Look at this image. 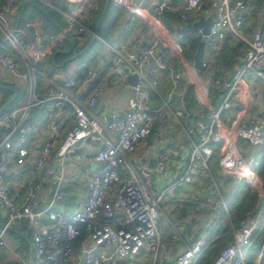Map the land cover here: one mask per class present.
<instances>
[{"label": "built area", "instance_id": "1", "mask_svg": "<svg viewBox=\"0 0 264 264\" xmlns=\"http://www.w3.org/2000/svg\"><path fill=\"white\" fill-rule=\"evenodd\" d=\"M30 1L0 5V65L25 90L0 113V247L26 221L29 264H202L227 233L204 264H246L252 246V264H264V8L259 14L255 0H107L126 15L109 41L89 25L100 0H39L66 22L54 36L38 16H21ZM207 18L206 33L176 32ZM67 33L103 47L95 61L66 64L58 82L43 65ZM233 41L236 64L220 76L210 58ZM249 74L262 82L261 105L229 122L224 114ZM108 92L125 93L123 108L97 111ZM239 182L255 199L235 217L229 202ZM73 194L71 211L56 207ZM186 204L181 215L161 214Z\"/></svg>", "mask_w": 264, "mask_h": 264}, {"label": "trees", "instance_id": "2", "mask_svg": "<svg viewBox=\"0 0 264 264\" xmlns=\"http://www.w3.org/2000/svg\"><path fill=\"white\" fill-rule=\"evenodd\" d=\"M2 2H3V0H0V5L2 4ZM105 3H106V6H105L104 12L102 14L103 7H104ZM115 9H116V7H115ZM33 14H37L40 17H42V19H43L42 28L46 34H48L50 36H54L56 33H58V31L61 27H59L58 25L51 22L50 18L47 16L46 12L42 8H40L38 6V2H35L34 0L26 3L23 6V9L21 11V16L33 15ZM112 15H113V5L111 4V2L106 1V0L102 1L100 6L98 7V9L95 11L94 15L92 16L90 27L92 29H95V31L98 35L105 37L108 34L110 28H113V26L117 23V20H118L120 14L118 13L117 15H113V16ZM68 35L71 36V38H72L71 40H70ZM95 40L96 39L94 38L91 42L84 43L82 46L77 47L78 39L75 36H73L72 34L67 33L64 36V38H62L60 41H57L55 43L54 47L52 48L51 55L53 56V59L51 62V59H50L51 57L49 58V60H48L49 65L52 68H56L57 67L56 65H58V67H59V64H61L62 67L65 66L67 64V62L70 60V57L72 56L73 52L76 51V52H79L78 54H80L84 50H87L95 42ZM97 43L100 46H102V43L99 40ZM226 43H229V42H226ZM230 43L233 45L230 46L229 48H227V50L237 49L238 51H240L241 45L239 43L234 42V41L230 42ZM227 45L228 44H226L225 47L222 49V52L226 51L225 49H226ZM235 62H236V60H234V59L229 60L228 66L233 68V64H235ZM52 63H54V65H52ZM24 92H25V90L21 85H16V84L8 83L5 81H0V113L8 111V110L18 106L19 101H22V99H23ZM263 175H264V173H263ZM251 195L255 199L254 194L251 193ZM229 204H230V209L232 211V209H233V207H235V205H233V202L231 203V199H230ZM243 212L244 211H242L240 215H242ZM20 225L21 226L18 227V229H17L18 233H14L12 231V229L8 230L7 233H9V236L12 237V240L16 241L17 245L15 246V249L26 252L28 250V247H29L28 241H29V236H30V229H29L26 221L21 222ZM216 243H217V241L214 242V244H212L210 246L211 249L209 252L207 250L204 253V255L202 257V264H204V262H207L215 254L212 252L214 251V247H215L214 245ZM217 249H218V247H217ZM217 249H216V251H217Z\"/></svg>", "mask_w": 264, "mask_h": 264}, {"label": "crops", "instance_id": "3", "mask_svg": "<svg viewBox=\"0 0 264 264\" xmlns=\"http://www.w3.org/2000/svg\"><path fill=\"white\" fill-rule=\"evenodd\" d=\"M34 1L35 2L38 1V2H40L42 4H44L43 2H41L39 0H34ZM102 1H104V0H100V2L98 4V7L100 6ZM55 2L58 3V4L62 3L61 0H56ZM111 4L113 5V15H117L118 13L120 15H119V18L117 20V23L113 26V28H110L108 34L105 37L101 36V37H104L106 39L109 38L110 39L109 41H113V37L116 34L119 33V30H120V26L119 25H120V23L126 19V15L124 14V12L118 6H116L113 2H111ZM44 5H46V4H44ZM105 6H106V3L104 5V7H103V10H104ZM98 7H97V9H98ZM115 7H116V9H115ZM95 11L91 14V16L89 18V25L91 24L92 16L94 15ZM102 14H103V11H102ZM31 16H38L40 19H42V17H40L37 14H33ZM42 22H43V19H42ZM41 26H42V23H41ZM30 35H31V32H30ZM85 43H87V42H85ZM80 46L81 45H80V43L78 41L77 42V47H80ZM49 58L53 59V56H51V52H48V54H47V56L45 57V60H44V65H43L44 74L51 75V76L57 78L58 82H62L63 75H64V72H65V70H64L65 66L62 67L61 64H59V67H58V65H56L57 66L56 68H52L49 65V63H48L49 62L48 61ZM235 64H236V62H235ZM235 64H234V66H235ZM234 66H233V68H234ZM233 68L231 69V71L233 70ZM0 81H5V82H8V83L12 82V80H11L10 76L8 75L6 69L2 65H0ZM12 84H14V83H12ZM261 84H262V82L259 79L253 78L251 74H249L246 78L242 79V85L244 87V93L241 96H236L235 97V107L224 114V117L229 122L236 123L240 118L246 116L247 114H249L252 111H255L257 109V107L261 105L260 104V101H261ZM42 85L43 84L41 83V80H40L39 81V89L40 90L42 89ZM254 86L257 87V91L255 92V94H254V92L252 93V88ZM124 101H125V93H124V95H119V93L108 92L104 96V105L100 104L97 107L96 110L99 111V110H102L104 108H110V107L123 108ZM39 111H40L41 114L40 115H36ZM35 112H36V114H35V117L33 119L32 116H33V114ZM42 112H43L42 110L32 111V113H31L32 119L33 120H39L41 118ZM137 153L142 157L141 161L144 164V143H143V145L141 147L138 148ZM260 171H261L262 174L264 173V161H263V164H262V167H261ZM231 183H232V180H229V184H231ZM229 184H227V185L230 186ZM178 192H179V189H176L175 190L176 195L178 194ZM188 209H189V205L188 204L183 205L181 208H179L177 210H175L174 208L170 210L168 205H165L162 208V210H161V214L162 213H170V214H175V215H181L182 213H184ZM1 221H2V218L0 216V223H1ZM20 226H21L20 224L19 225H14L12 227V231L14 233H18L17 229ZM7 232L5 234V240L8 239V237H10L9 233H7ZM9 241L11 242V245H12L11 248H9L8 245H7V248H1L0 247V264H29V262L31 261V259H30L31 256L30 255L28 257V259H29L28 261H26V260H24V259H22L20 257L19 258L20 261L17 262L15 257L13 258V257L10 256V254H8V253L4 254V252H2L3 250L6 251V250H9V249H12L14 251V253H15V256L16 257L18 256L17 252H15V250H14L15 246L17 245L16 241L12 240V241H14L15 245L12 243L11 240H9Z\"/></svg>", "mask_w": 264, "mask_h": 264}, {"label": "rangeland", "instance_id": "4", "mask_svg": "<svg viewBox=\"0 0 264 264\" xmlns=\"http://www.w3.org/2000/svg\"><path fill=\"white\" fill-rule=\"evenodd\" d=\"M38 2V1H37ZM255 3L258 5L257 8V12L259 14H261V12L263 11L264 8V0H255ZM38 6L40 8H42L47 16L50 18L51 22H53L54 24L58 25L59 27H64L66 25V22L63 18V15L56 9H54L53 7L44 5L40 2H38ZM162 22L165 24V27L167 28V30H169L170 34H171V18L168 14H165L164 16L161 17ZM255 21L252 22V24H254ZM71 34V33H69ZM70 40L72 39L70 35H68ZM108 40H110L108 38ZM98 39L95 40V42L87 49L84 50L83 52H81L80 54H78L79 52H73L72 56L70 57V60L67 62V64H72V63H78V64H87L90 61L92 62L93 60L95 61L97 52L102 49L103 45L100 46L98 43ZM228 44L226 46V51L222 52V49L225 47V45ZM233 44L229 43H224L222 45H220V48L218 49V54L214 55L213 57H211L210 59H212V64L214 63L215 66L217 68H219L220 72H218V74L221 76L222 74H228L231 71V67L228 66V61L231 59L236 60V57L239 53V51L237 49H229L227 50V48H229L230 46H232ZM52 56V55H51ZM67 65V66H68ZM66 66V67H67ZM234 66V64H233ZM64 67V70L66 71L67 68ZM118 91L119 92H123L124 90L122 89L123 87L121 85H118ZM25 94V92H24ZM36 112L33 114V119L35 117ZM40 111L36 114V115H40ZM61 138L59 139L60 142ZM58 142V143H59ZM58 143L53 147L51 155L54 153V150L57 148ZM215 166V164H214ZM260 171V168H259ZM227 181H229V179H227ZM231 203L233 202V205H235V207H233L232 211H233V215L235 217H239V215L241 214L242 211H244L245 209L248 208V206H250L253 202H254V197L251 195V193L245 188L244 184L242 182H239L237 187L235 188L234 192L231 195ZM77 198H79V196L77 194H73V195H68L66 196L62 202H58L56 204L57 208L63 209L64 211H71L73 209V207L75 206V202L77 201ZM215 232H218V230H216ZM214 232V233H215ZM26 233V232H25ZM213 233V234H214ZM229 234H224L221 235L218 238V242L214 245V251L212 253H216V249L217 247H219L222 243V240L224 239V237H228ZM9 240L12 241L11 237H8ZM6 239V243L9 246V248L12 247L11 242ZM221 239V240H220ZM12 243L15 245L14 241H12ZM211 248L208 249V252L210 251ZM15 252H17L18 256H15V253L12 249L9 250H3L2 252H4V254L8 253L10 254L11 257H15L16 261L19 262V258L21 257L22 259L28 261V257L30 255V251L29 248L26 252L20 251L15 249ZM256 251L255 248L252 246L246 256L245 262L246 264H252L253 261V257L255 255Z\"/></svg>", "mask_w": 264, "mask_h": 264}, {"label": "water", "instance_id": "5", "mask_svg": "<svg viewBox=\"0 0 264 264\" xmlns=\"http://www.w3.org/2000/svg\"><path fill=\"white\" fill-rule=\"evenodd\" d=\"M172 1H174V0H172ZM103 12H104V10H103ZM209 23H210V18H207L206 20L199 19L195 22L188 23L182 27L177 28L176 32L182 33L185 31L193 30V29L198 27V28H201L202 32L206 33L208 31ZM202 51H203V41H199L197 44L196 50L193 54V63H194V66L196 68L199 67L200 60L202 58ZM127 80L133 84L135 82V75H129L127 77ZM233 185H234V183L232 184V186Z\"/></svg>", "mask_w": 264, "mask_h": 264}]
</instances>
